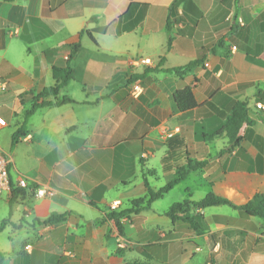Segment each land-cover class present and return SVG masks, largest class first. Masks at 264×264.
I'll use <instances>...</instances> for the list:
<instances>
[{
	"label": "crops",
	"instance_id": "obj_1",
	"mask_svg": "<svg viewBox=\"0 0 264 264\" xmlns=\"http://www.w3.org/2000/svg\"><path fill=\"white\" fill-rule=\"evenodd\" d=\"M175 1L0 0V150L11 181L0 264H264L258 218L210 207L195 212L205 227L196 232L165 216L171 206L156 211L159 200L132 204L147 195L145 178L156 191L188 160L206 165L178 184H193L184 201L214 194L241 206L264 194V0ZM194 61L183 77L165 71ZM67 64L74 79L26 116ZM187 87L197 107L181 112L174 94ZM238 103L253 123L230 148L215 135ZM41 185L55 195L36 199ZM112 213H125L123 234ZM53 215L64 220L44 225Z\"/></svg>",
	"mask_w": 264,
	"mask_h": 264
},
{
	"label": "trees",
	"instance_id": "obj_2",
	"mask_svg": "<svg viewBox=\"0 0 264 264\" xmlns=\"http://www.w3.org/2000/svg\"><path fill=\"white\" fill-rule=\"evenodd\" d=\"M177 0L175 1V3ZM175 3L173 4L172 8L170 9L167 30L169 33H172V25L176 24V14L174 13L175 10ZM173 41V37L170 36L167 44V49L171 48V44ZM80 45L74 46V52L78 50ZM74 54L71 55V58ZM198 61L191 62L182 67H176L172 69L165 70L166 72H172L174 75L178 77L185 76L188 72L192 71L197 65ZM54 78L56 83L53 87L44 89L41 93L33 98V106L30 110L25 112L26 116L33 114L38 108L44 106H51L54 103L47 101L49 97H57L60 94V91L68 85V83L74 79V71L70 64H67L65 68H54L53 69ZM174 100L181 112H186L192 110L197 107V103L194 97V93L192 88L187 87L182 90L177 91L174 94ZM65 102H72V100L68 98H63L59 101V103L64 104ZM253 123V116L250 110L244 103H238L228 118L226 119L224 126L222 129L215 135L225 136L229 140L230 148H234L238 146L242 140V129L245 125H251ZM206 165L205 162H197L188 160L187 163L177 169L176 174L171 182L164 185L163 187L159 188L158 190H153L145 178L146 187H147V195L143 198L134 200L132 204L135 206H142L143 209H148L150 206L162 199L165 195H167L170 191L174 189L179 183L184 181L187 176L195 172L197 170L202 169ZM216 206H229L233 209L240 210L246 216L254 217L262 220L264 222V194H257L254 196L252 200L247 202L244 205L237 206L232 201L216 196L214 194H209L205 198L199 201H192L190 199L185 200L183 202H178L173 204L166 212L165 216L169 218L173 223L182 222L186 224L190 229L201 232L205 229L203 216L199 213H195L196 211L205 210L210 207ZM125 216V213H120L116 215L112 213L108 216L109 219L115 222L116 227L118 228L119 232L123 234V227L120 223V220ZM64 220V217L61 215H53L47 220L43 222L44 225H53L60 223ZM7 221L2 223V226Z\"/></svg>",
	"mask_w": 264,
	"mask_h": 264
},
{
	"label": "built area",
	"instance_id": "obj_3",
	"mask_svg": "<svg viewBox=\"0 0 264 264\" xmlns=\"http://www.w3.org/2000/svg\"><path fill=\"white\" fill-rule=\"evenodd\" d=\"M206 66L209 67V64H206ZM6 90H7V83L0 81V92H5ZM130 91H131V95L137 98L142 93V86L140 85V83L135 82L134 84L131 85ZM257 107L260 109H264V104L258 103ZM7 125H8L7 119L0 114V128H4ZM169 137H171V135H169ZM9 164H10V160L0 150V196H2L4 193L11 191ZM18 186L19 188L24 189L28 187V183L25 179H20L18 182ZM54 195H55L54 189L46 185H41L38 188L34 189V197L36 199L50 198L53 197ZM116 208H118L117 203L111 206L112 210H115ZM122 245H124V243ZM25 249L28 251L30 249V246H26Z\"/></svg>",
	"mask_w": 264,
	"mask_h": 264
},
{
	"label": "rangeland",
	"instance_id": "obj_4",
	"mask_svg": "<svg viewBox=\"0 0 264 264\" xmlns=\"http://www.w3.org/2000/svg\"><path fill=\"white\" fill-rule=\"evenodd\" d=\"M192 182H194V181L192 180ZM185 183L192 184L191 182L185 181L182 184L176 186L172 191H170L167 195H165L162 199H160L156 203V206H155L157 209L156 211H162V210H164V208H166V207L168 208L169 206H172L175 203L183 202L184 198H186L185 196H187L184 193L185 185H186ZM225 209H228V208H225Z\"/></svg>",
	"mask_w": 264,
	"mask_h": 264
}]
</instances>
